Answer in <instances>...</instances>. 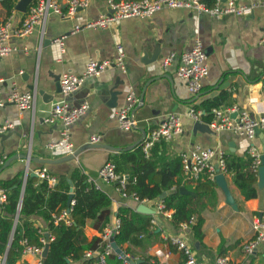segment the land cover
<instances>
[{
    "label": "crops",
    "instance_id": "obj_1",
    "mask_svg": "<svg viewBox=\"0 0 264 264\" xmlns=\"http://www.w3.org/2000/svg\"><path fill=\"white\" fill-rule=\"evenodd\" d=\"M1 1L0 22L11 18V29H15L22 23L28 7L22 12L14 6L7 13ZM58 1L65 8L67 0ZM261 1L245 0V3L256 4L252 12L246 15L226 14L216 18L188 8L165 7L149 17H129L113 21L106 27L80 28L72 32L75 25L94 19L108 10L107 0H90L86 8L78 9L73 15L50 13L43 29L36 26L27 36L11 35L8 43L16 50L0 57V97L6 98L15 86L20 92L35 90V103L33 109L23 111H19L13 103L0 107V122L12 124L3 133L4 138L0 137V181L15 179V183H22L23 190L26 179L36 176L30 173L45 167L56 178L54 184L63 180L68 186L67 194H73L71 175L77 168L110 198V220L107 225L114 224L120 207L127 206L136 211L140 203L122 197L114 183L98 177L99 168L107 160L113 161V155L123 151L85 148L72 159L51 163L39 161L68 155L63 147H46L48 142L60 138L62 124L59 121L53 124L43 121L51 103L62 97L57 91L60 75L63 72H82L90 57L113 59L118 44L125 51L126 72L122 73L118 66L112 64L102 75L85 81L66 97L71 106L83 102L89 104L85 114L70 126L73 151L88 143L92 134L101 135L99 143L127 147L141 138L142 130L147 134L168 113L179 116L183 132L170 141L157 143L161 151L180 156L181 152L200 146L220 148L225 156L232 154L247 158L248 147L252 143L263 151L262 131H258L252 140L228 130H212L213 133L194 131L196 121L188 114V110L194 108L200 111L204 121H208L204 108L197 106L207 99L219 97L224 98L217 107L236 106L254 117L263 112L264 43L259 40L264 29V6L260 4ZM62 34L66 35L63 52L53 41L54 37ZM196 39L200 40L206 52L208 74L202 79L200 92L193 95L185 81L176 74L177 62L165 67L161 62L171 52L179 54L188 50ZM145 85L143 102L139 105ZM131 87L138 99L132 108L136 126L123 131L118 123L117 111L125 105L126 94ZM22 155L36 160L22 159ZM10 158L8 164L1 168ZM200 176L190 181L183 172L184 184L194 186ZM224 176L234 203L227 202L224 192L216 187L215 205H207L201 213L204 220L201 242L193 239L191 223L184 222L178 227L171 224L172 209L165 210V213L157 212L161 200L158 198L145 199L143 203L154 208L153 214L136 211L142 217L154 219L150 231L138 236L139 243L126 241L122 247L118 246L132 260H141L139 264H185L184 253L168 239V236H178L190 245L197 264H212L218 256L226 257L230 264H264V245H259L251 255L244 254L241 249L242 243L252 237V216L264 211V185L260 188L257 179L258 195L245 199L233 183L231 174L227 171ZM182 193L193 192L188 190ZM29 219L43 234H49L47 222L42 216L32 215ZM101 232L95 227L94 220H86L83 234L87 241L100 238ZM39 257L43 260L41 254L21 253L15 264H38ZM123 263L129 264L124 259ZM70 264H80V261Z\"/></svg>",
    "mask_w": 264,
    "mask_h": 264
},
{
    "label": "built area",
    "instance_id": "obj_2",
    "mask_svg": "<svg viewBox=\"0 0 264 264\" xmlns=\"http://www.w3.org/2000/svg\"><path fill=\"white\" fill-rule=\"evenodd\" d=\"M90 0H67L65 8L58 0H36L28 6L26 15L22 23L15 29H11V18H7L0 22V57L7 56L16 50L15 46L8 43L11 35L27 36L31 34L36 26L44 28L46 19L50 13L60 15H73L78 9L86 8ZM264 6V0L261 1ZM254 3H245V0H215L212 6H207L202 0H107L108 10L99 14L96 18L88 20L83 24L75 25L72 32L78 31L80 28H96L106 27L111 22L129 18V17H149L162 8H188L194 12H205L216 18H222L226 14L246 15L252 12ZM65 34L56 36L53 41L60 46V50L64 51ZM264 43V29L262 30L260 40ZM206 52L200 40L196 39L191 48L179 54L175 52L169 53L163 58L161 65L169 66L176 61V74L185 81L188 91L191 94H197L202 88V79L208 74V66L206 64ZM125 51L122 45L116 46V54L113 59H97L88 58L85 67L80 73L63 72L59 78L61 98L51 103L43 116V121L48 124L60 122L62 129L60 138L48 142L46 145L49 149L63 147L67 154L73 152V144L70 141V126L76 122L89 108L87 102H83L77 106H71L66 101V97L77 90L85 81L99 77L112 64L119 67L122 73L126 72ZM1 91V90H0ZM6 103H13L19 111L33 109L35 103V90L20 92L14 86L12 91L6 98L0 97V107ZM138 103L136 93L133 87L128 89L126 94V103L117 111V119L121 130L129 131L136 126V120L132 114V108ZM189 116L194 121L207 124L211 130L222 131L228 130L240 136H244L252 140L257 130L264 133V110L258 116H251L244 110H239L236 106L213 107L210 111L211 119L204 121L200 111L194 108L188 110ZM235 114L233 117L232 115ZM12 126L10 122H0V133H4ZM183 132V126L180 118L175 113H168L166 117L154 128H151L141 142L142 152L147 156L154 144L161 141H170L174 136ZM101 141L100 134H92L89 136L88 142L99 143ZM264 150H260L253 143L248 147V156L250 158V169L258 173L260 166L263 164L262 155ZM182 169L186 178L190 181L197 179L201 174L207 173L208 178L215 182L217 174L227 173L225 152L220 148L195 146L189 150L180 153ZM3 162V161H1ZM36 176L47 180L48 183L54 184L56 178L49 174L45 167L34 171ZM98 177L112 182L116 185L120 194L124 198H130L137 203H144L145 199H140L134 192L127 193L126 180L127 174H121L116 171V164L107 160L98 171ZM90 182V180L88 179ZM93 183L96 187L97 184ZM8 200V192L0 183V206ZM73 204L71 200L70 205ZM157 212L165 213L162 200L159 201L156 208ZM64 219L66 223H70L68 212L63 210L60 214L54 216L57 222ZM193 218L191 219V221ZM154 223V219H152ZM120 220L117 218L113 225H106L101 232V241L94 250L85 252L86 257H94L92 264H107V257L112 254L110 239L118 233ZM252 237L244 241L241 249L244 254L251 255L255 252L259 245H264V211L255 213L251 221ZM167 238V236H166ZM53 239L50 234H43L40 241L43 246H37L30 243L27 238H22L21 253L40 255L45 244ZM169 241L176 245L186 256L185 264H197L195 255L190 245L182 237L168 236ZM6 254H0V264H6ZM43 260L39 257L38 264H42ZM212 264H230L224 256L215 258Z\"/></svg>",
    "mask_w": 264,
    "mask_h": 264
},
{
    "label": "trees",
    "instance_id": "obj_3",
    "mask_svg": "<svg viewBox=\"0 0 264 264\" xmlns=\"http://www.w3.org/2000/svg\"><path fill=\"white\" fill-rule=\"evenodd\" d=\"M16 1L2 0L1 2L9 13L14 9ZM35 1L33 0L32 3ZM202 1L207 6H212L215 2V0ZM223 98L207 99L197 107L204 108L207 115L205 118L209 120L211 109L219 106ZM159 149V144L156 143L145 156L139 145L112 156L116 171L127 174L125 191L136 193L140 199L160 198L164 204V210H173L171 224L178 227L184 222L191 223L193 239L201 242L204 223L201 213L207 205H215L217 185L208 178L207 173H203L194 186L185 185L179 154L167 153ZM226 168L232 176L233 183L245 199L258 195L256 187L258 176L250 169L248 156L244 158L232 154L226 155ZM71 176L73 204L70 206L66 203L68 186L63 180L51 185L45 179L39 180L37 176L28 177L23 190L22 183H15V179L0 181L8 192L7 202L0 206V254H6L8 264H15L20 258L22 238H27L30 243L37 246H43L40 241L41 230L29 219L32 215L43 217L47 222L46 229L53 237L42 264H70L73 261H80V264H92L94 257H86L85 252L94 250L101 238L87 241L83 228L86 220L92 219L98 230L104 229L110 220V198L89 182L86 175L77 168L73 170ZM14 184L16 186H13ZM181 187L193 193H182ZM63 210H69L70 223H66L64 219L57 222L54 220V216ZM117 218L120 220V226L114 239L120 247L126 241L139 243L138 236L149 232L152 226V218L142 217L127 206L118 209ZM107 264L124 263L123 259L116 254H110L107 257Z\"/></svg>",
    "mask_w": 264,
    "mask_h": 264
},
{
    "label": "water",
    "instance_id": "obj_4",
    "mask_svg": "<svg viewBox=\"0 0 264 264\" xmlns=\"http://www.w3.org/2000/svg\"><path fill=\"white\" fill-rule=\"evenodd\" d=\"M33 2V0H18L15 4V9L18 11H26L27 7ZM146 85L143 87V90L141 92V96H140V104H142L143 102V97H144V90H145ZM60 84L57 87V91L60 92ZM114 95V94H113ZM233 117L235 116V114L232 115ZM193 130H201V131H205V132H209V133H213V131L209 128V126L207 124L201 123V122H195ZM259 130H257L258 132ZM145 135V131L142 130V136L139 140H137L136 142H134L133 144H130L127 147L121 148L118 146H112V145H107V144H103V143H86L84 145H82L80 148L76 149L75 151H73L72 153L59 158V159H55V160H39L40 162L43 163H51V162H58V161H63V160H68V159H72L74 158L81 150L85 149V148H105V149H109L112 151H124V150H130L133 149L134 147L138 146V144L141 143V141L143 140ZM5 134L0 133V137L4 138ZM20 158L22 159H26L28 161L30 160H36L35 158H31L30 156L27 155H22ZM12 158L6 160L4 162V164L2 165L1 168H3L4 166H6L8 164V162L11 160ZM262 162L263 164L260 166L259 170H258V186L261 188L264 185V154L262 155ZM31 175H36L35 173H30ZM69 183L71 184V182L69 181ZM215 183L217 184L218 187H220V189L224 192V194L226 195V200L229 203H234V200L232 198V195L229 191V188L227 186L226 180H225V176L222 173H219L216 175L215 177ZM72 190V189H71ZM181 192H188V190L184 189V188H180ZM73 198V194L69 193L68 194V198H67V206H70V202ZM136 211L141 212V213H146V214H153L154 208L148 204H143L140 203L138 204V206L136 207ZM67 212H69V210H67ZM47 234V233H45ZM48 235V234H47ZM110 243H111V247L113 248L114 253L118 254L121 258H123L125 261H127L129 264H139L141 260H132L129 256H126L125 252L118 246V244L116 243L114 237H112L110 239ZM48 247L49 244H45L44 248L42 249L41 252V256L43 258L46 257L47 252H48ZM6 264H8V262H6Z\"/></svg>",
    "mask_w": 264,
    "mask_h": 264
}]
</instances>
